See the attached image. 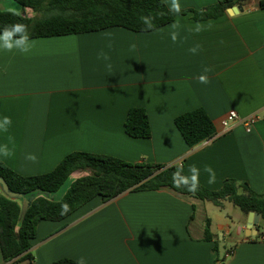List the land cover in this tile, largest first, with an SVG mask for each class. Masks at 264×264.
<instances>
[{
  "label": "crops",
  "instance_id": "obj_1",
  "mask_svg": "<svg viewBox=\"0 0 264 264\" xmlns=\"http://www.w3.org/2000/svg\"><path fill=\"white\" fill-rule=\"evenodd\" d=\"M161 1L169 9L170 0ZM216 1L179 0L187 13L150 32L114 27L31 39L28 54L0 50V120L11 118L0 145L13 153L0 155V163L35 176L84 152L175 166L187 181L212 191L233 179L264 196V8L251 0L216 19H193ZM24 9L22 16H33ZM131 108L145 110L149 138L125 133ZM198 108L215 134L189 148L174 118ZM230 111L260 119L248 132L240 122L223 129ZM208 166L215 172L211 184ZM205 203L168 189L126 191L106 202L96 197L63 221L37 225L31 264L81 257L85 264H264L260 216L246 235L248 215L235 207L229 214L227 201L211 204L209 214ZM206 220L212 241L203 240ZM0 264L18 263L4 262L0 253Z\"/></svg>",
  "mask_w": 264,
  "mask_h": 264
},
{
  "label": "trees",
  "instance_id": "obj_2",
  "mask_svg": "<svg viewBox=\"0 0 264 264\" xmlns=\"http://www.w3.org/2000/svg\"><path fill=\"white\" fill-rule=\"evenodd\" d=\"M31 9L32 17L0 10V30L6 25L23 23L30 39L60 37L96 32L119 27L132 32H150L174 21V14L161 0H10ZM251 0H217L212 6L193 12L195 21L222 16L227 9L245 5ZM264 8V0L259 1ZM150 18L147 27L142 18ZM174 126L185 144L192 148L211 139L215 128L207 113L198 108L174 118ZM131 138L150 137V126L144 109L131 108L124 123ZM74 172L84 173L69 183L65 192L59 189ZM0 178L8 191L19 195L14 200L0 188V253L4 262L33 260L30 254L37 225L42 221L60 222L96 197L109 201L126 191H157L168 189L177 194L220 207L227 201L244 216L256 213L264 221V196L254 193L246 183L228 179L220 189L212 191L189 182L175 166L149 163H128L98 154L73 152L45 174L21 176L0 163ZM193 185H195L193 189ZM27 206L23 210L22 203ZM69 211L62 214V205ZM203 240L212 241L209 220L203 230ZM53 264H77L63 258Z\"/></svg>",
  "mask_w": 264,
  "mask_h": 264
},
{
  "label": "clouds",
  "instance_id": "obj_3",
  "mask_svg": "<svg viewBox=\"0 0 264 264\" xmlns=\"http://www.w3.org/2000/svg\"><path fill=\"white\" fill-rule=\"evenodd\" d=\"M169 11L174 14H179L182 11L179 0H170ZM142 19L144 20V23L147 27H151L150 18L144 17ZM196 31H199L198 26L196 28ZM172 39L173 41L176 40L175 34H173ZM131 47L132 49H134L135 45L133 44ZM31 49H32V42L26 24L15 23L11 25H6L2 30H0V50L6 52H12L13 50H16L19 51L20 53L28 54L31 51ZM189 51L195 53L197 51V48H192ZM100 58L104 59L105 61L109 59V57L103 52L100 53ZM108 67L110 68L111 65L109 64ZM198 80L200 83L203 84H207L209 82L208 78L203 75L199 76ZM10 126H11V118L4 117L3 120H0V131L7 132ZM9 139L11 140V137H9ZM12 154H13L12 151L8 148L7 145H0V155L4 157H10ZM27 158L33 161H35L36 159L34 155H29ZM204 170L209 174L208 183L210 184L214 183L215 182L214 170L210 166L206 167ZM190 172H192L196 176H198L199 174V170L194 167L190 168ZM194 187L195 185H193V189ZM67 211H69L68 205L67 204L62 205V214L67 213ZM77 264H85L83 257H81L77 261Z\"/></svg>",
  "mask_w": 264,
  "mask_h": 264
},
{
  "label": "built area",
  "instance_id": "obj_4",
  "mask_svg": "<svg viewBox=\"0 0 264 264\" xmlns=\"http://www.w3.org/2000/svg\"><path fill=\"white\" fill-rule=\"evenodd\" d=\"M260 119L259 115H253L247 118H240L235 111H230L228 114L221 120V126L223 129H228L232 123L240 122L245 131L248 132L251 130L252 126ZM260 240L264 243V225L260 231Z\"/></svg>",
  "mask_w": 264,
  "mask_h": 264
},
{
  "label": "water",
  "instance_id": "obj_5",
  "mask_svg": "<svg viewBox=\"0 0 264 264\" xmlns=\"http://www.w3.org/2000/svg\"><path fill=\"white\" fill-rule=\"evenodd\" d=\"M231 9L234 10V11L235 10L240 11L241 7L237 6V7H232ZM0 188H1V191L3 192V194L6 195L8 198H10L12 200H14L16 198H19V195L11 193V192L8 191V188H7L5 182H4V180L2 178H0ZM26 206H27V203L23 202L22 203V209L24 210L26 208ZM258 220H259V215L258 214L253 213V212H250L248 214V216H247V224H246V230H247L246 235L250 234L253 224L258 223ZM20 264H31V261L29 259H25V260L21 261Z\"/></svg>",
  "mask_w": 264,
  "mask_h": 264
},
{
  "label": "rangeland",
  "instance_id": "obj_6",
  "mask_svg": "<svg viewBox=\"0 0 264 264\" xmlns=\"http://www.w3.org/2000/svg\"><path fill=\"white\" fill-rule=\"evenodd\" d=\"M10 6L13 7V8H10ZM15 7L18 8L20 11L19 12H14L15 11L14 10ZM9 9H12L11 12H13V13H16V14L17 13L18 14L20 13L19 15H23V13L25 11V9L23 7H20L19 5L13 3L10 0H0V10H3L4 11V10H9ZM84 175H85L84 173H81V176H84ZM73 179L74 178H71V177L68 179V181L57 192V196H61L65 192V190L68 187L69 183L72 182ZM205 204H206L207 211L209 212V214H211V211L210 210H211V208H213L211 206V203H205ZM231 208H233L232 205L230 206V208L228 210L229 211V214H232V211L233 210ZM221 244H222V242H221Z\"/></svg>",
  "mask_w": 264,
  "mask_h": 264
}]
</instances>
